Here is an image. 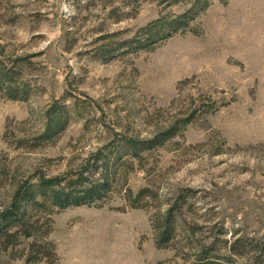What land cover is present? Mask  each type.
Listing matches in <instances>:
<instances>
[{"label":"rangeland","instance_id":"rangeland-1","mask_svg":"<svg viewBox=\"0 0 264 264\" xmlns=\"http://www.w3.org/2000/svg\"><path fill=\"white\" fill-rule=\"evenodd\" d=\"M0 75V264H264V0H0Z\"/></svg>","mask_w":264,"mask_h":264},{"label":"trees","instance_id":"trees-1","mask_svg":"<svg viewBox=\"0 0 264 264\" xmlns=\"http://www.w3.org/2000/svg\"><path fill=\"white\" fill-rule=\"evenodd\" d=\"M5 76L6 75H0V79L4 80ZM124 144L126 146H129L131 150H135L137 146H140L136 141L133 140H126ZM84 180H86L85 177L80 175L76 180V184H82ZM72 182L74 181H69L65 184V186L63 185L60 187V183L57 178H49L41 179V183L39 185L40 188L45 190V195L43 194V196L47 198V200L50 201L54 206L62 208L73 203L77 204L83 200H87V198L92 195V190L90 188L84 189L82 191L84 194L74 196L72 191H70ZM30 187H32V185H30ZM31 192L29 195H27V192L25 194H20V191L16 192L10 204V207L0 212V236H8L10 234V229L14 226H18L16 223H20L22 221L24 223V212L21 210V208L25 203L35 201V197L31 195ZM20 210L23 213L19 215L18 213ZM23 223L22 226L24 227ZM23 234H25L26 236H30L28 232H25ZM221 264L226 263L222 262Z\"/></svg>","mask_w":264,"mask_h":264}]
</instances>
